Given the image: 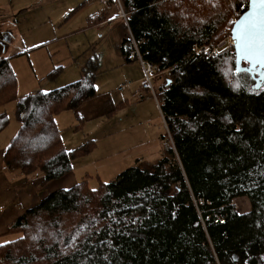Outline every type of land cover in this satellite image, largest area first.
Wrapping results in <instances>:
<instances>
[{
  "label": "trees",
  "instance_id": "1",
  "mask_svg": "<svg viewBox=\"0 0 264 264\" xmlns=\"http://www.w3.org/2000/svg\"><path fill=\"white\" fill-rule=\"evenodd\" d=\"M120 1L131 34L125 59L132 61L133 37L161 77L169 71L172 82L164 79L157 98L170 147L151 168L129 166L95 191L87 175L67 192H49L8 226L3 235L16 237L0 243V264H264V86L253 89L248 72L233 75L234 49L214 57L194 50L216 46L249 0ZM96 16L91 27L102 22ZM9 60L0 54V104L15 100L19 127L3 167L46 185L96 148L93 139L66 148L56 116L97 95L98 66L65 86L18 96ZM9 122L0 112V133ZM241 196L250 211L235 209Z\"/></svg>",
  "mask_w": 264,
  "mask_h": 264
},
{
  "label": "rangeland",
  "instance_id": "2",
  "mask_svg": "<svg viewBox=\"0 0 264 264\" xmlns=\"http://www.w3.org/2000/svg\"><path fill=\"white\" fill-rule=\"evenodd\" d=\"M77 6L75 12L69 16V13ZM105 7L106 4L101 0H0V38L3 40L2 43L0 42V54L10 57L8 63L16 76V94L21 96L35 90L49 91L78 80L81 66L89 56L99 57L102 63L99 66L100 73L97 74L96 89L117 93L116 90L111 89L114 86L113 89L121 86L126 83V80L134 82L133 85L136 86L135 82L139 74L144 75L139 56L135 58L131 57V54L132 63H128L127 67L125 65L115 67L122 60L119 42L124 34L131 35L122 20H128L122 2L115 3L118 17H114L115 19L102 26L83 28L90 14ZM22 9L27 10L23 15L19 14ZM232 20L235 18L233 17ZM224 31L226 35L220 42L228 41L231 37L230 28ZM131 38L134 46L137 42L133 37ZM228 47L234 49L233 44H229ZM58 65H64L66 69L57 79L44 78V74ZM87 65L90 68L94 67L91 63ZM90 71L93 72L91 69ZM124 76V81L118 84ZM101 79H103L102 84ZM154 81L155 79L152 83ZM131 102L127 108L118 111V117H115L112 123V141L123 138L126 134H135L137 137L127 141L126 148L120 149L116 146L106 151L105 145L108 141L94 134L93 136L98 138V148L81 158L79 168L74 170V183L82 181L87 172L89 175L87 185L91 189L99 188L100 184L110 182L117 174L133 165L131 162L135 155L145 158L144 161L139 159L136 165L151 168L160 160L162 151L165 148L164 153L167 151V140L163 136L167 131L165 132L155 95L149 94ZM14 106L15 100L0 104V112L7 113L10 121L0 133V151L3 150V144H6L19 127L13 111ZM64 115L71 114L65 112ZM70 118L72 119L66 116L59 125L62 128L64 145L68 149L80 144L79 142H84L82 135L87 131L68 130L67 127L70 125L67 124H70ZM106 123H108L107 120L102 122V127ZM106 153L112 155L104 157ZM233 205L239 213L251 210L250 200L246 196L234 198ZM15 237L16 235L13 234L3 236L0 234V243Z\"/></svg>",
  "mask_w": 264,
  "mask_h": 264
},
{
  "label": "crops",
  "instance_id": "3",
  "mask_svg": "<svg viewBox=\"0 0 264 264\" xmlns=\"http://www.w3.org/2000/svg\"><path fill=\"white\" fill-rule=\"evenodd\" d=\"M116 2L117 1H115V0H109V2L107 4L105 3L106 4L105 9H99V10H96L95 12H93L92 14H90L87 17L88 21L90 19L89 18L90 16L96 14L97 15L95 17L96 19L102 18V22H100L97 26H95V27H98V26H102L103 24H106L107 22L112 21L113 19H115L114 17H118V14L115 11V3ZM77 8H78V6L69 13V16H71ZM26 12H27L26 9H22V10H20L19 14L23 15ZM120 19H122V18H120ZM122 20L124 21L125 28H127V30L130 31V29L128 27V20H126V19L125 20L122 19ZM88 21H87L86 26H84L83 28L91 27L88 24ZM94 21H97V20H94ZM127 35H128V33L124 34V37L122 38L121 42H119V51H120V55H121L122 60L115 67H118L119 65L120 66L125 65V67H127L128 63L133 62V61H127L125 59L123 52H122V42ZM87 63H95L98 66L97 71L95 73L96 79H97V74L100 73L99 66L102 63H100L99 57H90V56L85 59L83 65L81 66V73H80V76L78 79H80L82 77L83 72H84L83 69L86 67ZM60 66L64 67L62 72L60 73V74H62L64 72V70L66 69V66L58 65L57 67H60ZM55 67L52 70H54ZM52 70H49L46 74H44V78H48L47 76L49 75V73ZM105 71H107V70H105ZM167 76H168V72H165L164 76H162V77L160 75H158L155 78V81L153 83V90H151V89L143 90L141 88L140 80L143 77L142 73L139 74V78L135 82V83H137L136 86L133 85L134 82H131L130 84L126 85L122 90H118V87L113 89L115 87L114 86L111 90H116L117 93H111V92H108L107 90H102V89L98 90L97 89V95L95 97L85 101L80 106H78L75 110L65 111V112H70L71 115H64L63 116V114L65 112L58 114L56 116V123H57L58 127L60 128L61 127V126H59L60 122L62 123L66 116L72 117V119L70 118V124H67V125H70L69 127H67L68 130L72 129L74 132H77L79 130H85V131L87 130L85 132V134L82 135V139H84L82 141L86 142L88 140L93 139L97 143L98 138H96L93 135L98 134L99 136H101L102 138H104L108 141L107 144L105 145V150L107 149L106 151H110V150L114 149L116 146L119 147L120 149H123V148L128 147L127 144H125L127 141L132 140L137 136L135 134L134 135L126 134L123 138L112 141V138H113V130H112L113 125H112V123H114L115 117H118V111L127 108L132 103L131 101H133V100L141 99V97L144 98L145 96H148L149 94H152V95L154 94L156 99H157V103H158V106H159V109L161 112V118L163 120V126L165 128V132L167 131L166 134L163 136H165V138L167 140L166 146L169 148L171 141L169 140V138L167 136L168 135V128H167L166 122L164 120V114L162 113L161 105H160L158 98H157V89H158V87H160L162 85V83L164 82V79H167ZM124 79H125V76L122 80H120L118 82V84L122 83L124 81ZM75 81H77V80H75ZM75 81H73V82H75ZM125 82L127 83V80ZM95 83H96V81H95ZM102 83H103V79H101V84ZM65 85H67V84H65ZM65 85H63V86H65ZM60 87H62V86H60ZM126 89H128V90L125 94ZM149 98L151 99L152 97H149ZM118 104H122V107L117 108ZM140 109L142 111V108H140ZM105 120H107L108 123H106V125H104V127H102V122H104ZM118 120H122V119H118ZM79 123H81V125H82L81 129L74 130L76 125H78ZM60 129H62V128H60ZM119 131H122V130H119ZM9 140L6 142V144L5 143L3 144V146H2L3 148L1 147L3 150L0 151V234L1 235H3L4 232H6L8 226L18 216H20L26 209L38 204L40 202V200L45 195H47L49 192H51L55 189H58V188H68V187H70L68 185H70L71 183H73L72 185L76 184L77 182H75V183L73 182L74 181L73 175L75 174L74 170L76 168L77 169L79 168V165H80L79 161L81 160V158H80L74 162V168H73L72 172L69 173L68 175H66L65 177H62V178L56 179V180H52V181L48 182L46 185H42L41 183L43 181V177H41V176L37 175V176H33V177H26V176L19 174L18 172H8V171L4 170L3 153H4V150H5L8 142H9ZM84 142H79L80 144H76L75 146H72L69 149L70 150L75 149L78 146H80L81 144H83ZM97 148H98V143H97L94 151ZM165 149L162 151L161 156L163 155ZM111 155H112L111 153H106L104 155V157L111 156ZM161 156H160V158H161ZM139 159H143V161L145 160V158L143 156L135 155L131 164L136 165V162ZM157 161H158V159H157ZM87 175H88V173L86 172V175H84L83 177H85ZM60 185H62V186H60Z\"/></svg>",
  "mask_w": 264,
  "mask_h": 264
},
{
  "label": "snow or ice",
  "instance_id": "4",
  "mask_svg": "<svg viewBox=\"0 0 264 264\" xmlns=\"http://www.w3.org/2000/svg\"><path fill=\"white\" fill-rule=\"evenodd\" d=\"M248 8L249 10L237 21H230L233 23L232 31L237 61L232 69L233 75H239L242 71L239 67L240 60H244L250 66L259 65L264 70V0H249ZM63 190L69 191L67 188ZM261 259L264 260V257Z\"/></svg>",
  "mask_w": 264,
  "mask_h": 264
},
{
  "label": "built area",
  "instance_id": "5",
  "mask_svg": "<svg viewBox=\"0 0 264 264\" xmlns=\"http://www.w3.org/2000/svg\"><path fill=\"white\" fill-rule=\"evenodd\" d=\"M104 2H107L108 0H103ZM233 44V39L230 37L228 41H224V42H220L219 44H217L216 46H212V45H194V50L196 53H204L207 54L209 56H217L220 55L221 53H223L224 51H226L229 47V44L226 46V44ZM136 48V49H135ZM206 50V51H205ZM145 55H148V52L146 51V53H144ZM137 57L139 56L142 67H143V77L140 80V86L143 90L146 89H151L153 90V79L156 78L157 76V67L155 65H153L150 61L144 60L143 55L140 53L139 49H138V45L135 44L134 45V50L133 53L131 55V57ZM131 82H127L122 84L121 86L118 87V90H122L126 85L130 84ZM223 218L224 216L222 215H217L215 221L216 222H223Z\"/></svg>",
  "mask_w": 264,
  "mask_h": 264
},
{
  "label": "water",
  "instance_id": "6",
  "mask_svg": "<svg viewBox=\"0 0 264 264\" xmlns=\"http://www.w3.org/2000/svg\"><path fill=\"white\" fill-rule=\"evenodd\" d=\"M248 10H249V8L247 7L246 11L244 13H242L239 18H241ZM238 19H236L235 21H237ZM232 29H233V26L231 28V38L233 39V46H234V51H235V55H236L235 41L233 38ZM236 63H237V61H236ZM239 67L242 71L248 72L252 76V78L254 79V84L252 86L253 89L258 90L262 86H264V74H262V72H264V70H262L259 65L250 66L247 63H245L244 60H240L239 61ZM171 82H172V80L170 78H168L167 84H169Z\"/></svg>",
  "mask_w": 264,
  "mask_h": 264
},
{
  "label": "bare ground",
  "instance_id": "7",
  "mask_svg": "<svg viewBox=\"0 0 264 264\" xmlns=\"http://www.w3.org/2000/svg\"><path fill=\"white\" fill-rule=\"evenodd\" d=\"M101 1H102V2H104L103 0H101ZM116 1H120V0H116ZM108 2H109V0H108L107 2H104V3H106V4H107Z\"/></svg>",
  "mask_w": 264,
  "mask_h": 264
},
{
  "label": "flooded vegetation",
  "instance_id": "8",
  "mask_svg": "<svg viewBox=\"0 0 264 264\" xmlns=\"http://www.w3.org/2000/svg\"><path fill=\"white\" fill-rule=\"evenodd\" d=\"M0 42H1V43L3 42L2 38H0Z\"/></svg>",
  "mask_w": 264,
  "mask_h": 264
}]
</instances>
